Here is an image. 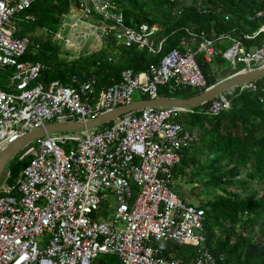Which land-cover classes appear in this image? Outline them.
<instances>
[{"label": "built area", "instance_id": "built-area-1", "mask_svg": "<svg viewBox=\"0 0 264 264\" xmlns=\"http://www.w3.org/2000/svg\"><path fill=\"white\" fill-rule=\"evenodd\" d=\"M34 1L0 0V70L13 69L6 89L0 88V149L46 125L86 122L129 105L136 91L156 99L159 88H208L196 56L211 62L219 55L216 40L191 29H184L179 48L158 64L140 73L123 70L119 82L100 90L92 76L84 81L72 76L70 85L37 82L45 66L22 59L39 45L20 35V24L35 20L27 13ZM60 18L58 31L42 32L66 41L58 32L68 28L83 45L97 42L85 55L99 51L105 39L157 55L166 40L157 37V24L127 25L111 0H75ZM222 57L237 74L245 73L264 65V44L247 52L234 42ZM239 88L258 90L255 82ZM229 107L220 96L207 113L217 116ZM185 112L145 108L93 132L46 135L18 154V160L29 158L27 166L13 184L7 182V172L0 180V264H94L103 255L116 257L119 264H220L222 258L205 247L204 209L172 190L173 170L195 141L179 121ZM109 195L115 198L112 211ZM163 243L190 247L197 255L164 257Z\"/></svg>", "mask_w": 264, "mask_h": 264}, {"label": "trees", "instance_id": "trees-1", "mask_svg": "<svg viewBox=\"0 0 264 264\" xmlns=\"http://www.w3.org/2000/svg\"><path fill=\"white\" fill-rule=\"evenodd\" d=\"M74 1L35 0L27 12L34 17V22L20 24V35L30 36L33 43L39 45L30 47L22 59L45 66L37 82L59 81L70 85L72 76L80 81L92 76L100 90L119 82L123 70L140 73L158 64L165 54L179 48L184 29H191L216 40L219 55L211 62L206 63L201 55L196 56L209 87L222 79L216 80V74L219 76L225 69L222 53L234 42H239L247 52L264 44V31H260L264 27V0H111L122 11L127 25L147 23L161 27L157 37L166 38L161 51L151 55L137 47L116 46L114 41L105 39L99 51L66 61L60 57V46L42 30L51 34L58 31L61 15ZM178 10L181 11L179 16L174 14ZM37 31L42 34L36 35ZM220 35L227 39H218ZM198 44H192L191 48L196 50ZM212 66H215L213 70ZM12 72L11 68L0 70L1 89H6L7 75ZM255 84L258 87L255 92L235 88L225 94L230 107L217 116L207 113L210 101L180 116L181 125L189 131L195 130L197 139L182 152L180 164L173 170V179L183 178L185 169L198 166L197 173L201 177H197L200 183H196L202 193L207 194L205 200L197 198V206L205 212V247L216 259L222 258L220 264H264V77ZM183 90L186 92L182 98L204 91ZM158 97L177 96L171 95L168 88H159ZM140 100L148 98L142 96ZM28 163L29 158L18 160L15 156L6 168L7 182L13 184ZM249 184L258 185L259 190L252 191ZM161 255L189 259L197 253L190 247L167 244ZM94 264L119 262L114 256L104 255Z\"/></svg>", "mask_w": 264, "mask_h": 264}, {"label": "water", "instance_id": "water-1", "mask_svg": "<svg viewBox=\"0 0 264 264\" xmlns=\"http://www.w3.org/2000/svg\"><path fill=\"white\" fill-rule=\"evenodd\" d=\"M222 78L219 82L206 88L202 93L190 98H164L158 97L156 99L138 100L129 105L115 108L109 113L98 116L86 122H56L27 132L16 141L6 144L0 149V180L5 176L8 163L18 154H22L30 149L34 142L46 135L55 133H78L88 130L97 129L106 125L120 116L137 112L145 108H181L186 111L200 107L205 103L212 101L215 98L224 96L235 88L256 82L264 77V65L247 71L245 73L237 74L235 68H226L219 73Z\"/></svg>", "mask_w": 264, "mask_h": 264}, {"label": "rangeland", "instance_id": "rangeland-1", "mask_svg": "<svg viewBox=\"0 0 264 264\" xmlns=\"http://www.w3.org/2000/svg\"><path fill=\"white\" fill-rule=\"evenodd\" d=\"M58 33H60L61 37L65 38L66 41L59 40L57 39V37L56 38L53 37L52 41L56 42L60 46L61 48L60 57L66 61H71V60L76 59L79 54L85 55L89 51L93 52V50L97 48L98 46L97 42H93V43L87 42L85 45H83L78 38L68 34V28L61 29V31ZM35 34L41 35L42 33L37 31ZM230 67L231 65L229 64V61H225L224 68H230ZM235 67L239 68L240 65L237 64L235 65ZM214 68L215 66H212L211 70H213ZM220 78L221 77L218 76V74H216V80ZM219 81L220 80H218V82ZM169 93L173 96L178 95L176 92H173L170 90H169ZM140 99H141V95L138 91H136L132 97V101L134 102ZM91 131L93 132L94 130H91ZM197 167H198L197 165L188 167L187 170L185 169L186 175L183 178H178L177 180L173 179L172 181V190L186 203H189L190 205H193V206L197 205L198 203L197 198H199V200H205L206 199L205 195H207L206 193L205 195L202 193L203 192L202 188L198 185V183H196V182L200 183L197 177L199 178L201 177L200 174L197 173ZM241 178L246 179L244 175H241ZM194 187H196V189H194ZM249 188L252 191L259 190V187L256 184H249ZM210 191L212 193H217L213 189H210ZM107 203H108V209L112 211L115 207L114 196L109 195V197L107 198ZM167 244H172V243H163L162 245L166 246Z\"/></svg>", "mask_w": 264, "mask_h": 264}, {"label": "crops", "instance_id": "crops-1", "mask_svg": "<svg viewBox=\"0 0 264 264\" xmlns=\"http://www.w3.org/2000/svg\"><path fill=\"white\" fill-rule=\"evenodd\" d=\"M226 69V68H225ZM224 70V69H223ZM193 90V89H192ZM195 90V89H194ZM178 95H176L177 97H173V98H182V94L184 95V93L186 92V90H183V89H181V90H177V91H175ZM142 97V96H141ZM165 98V97H164ZM211 102V101H210ZM180 121V120H179ZM182 127H183V129L185 130V131H188L191 135H193L194 137H195V141H196V139H197V134H196V132H195V130H192V131H189V130H187V129H185V127L182 125ZM194 141V142H195ZM194 144V143H193ZM164 247V246H163ZM104 256V255H103Z\"/></svg>", "mask_w": 264, "mask_h": 264}]
</instances>
